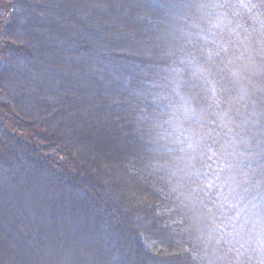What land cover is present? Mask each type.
Instances as JSON below:
<instances>
[{
  "label": "trees",
  "instance_id": "1",
  "mask_svg": "<svg viewBox=\"0 0 264 264\" xmlns=\"http://www.w3.org/2000/svg\"><path fill=\"white\" fill-rule=\"evenodd\" d=\"M0 175L82 238L2 212L0 264H264V0H0Z\"/></svg>",
  "mask_w": 264,
  "mask_h": 264
},
{
  "label": "rangeland",
  "instance_id": "2",
  "mask_svg": "<svg viewBox=\"0 0 264 264\" xmlns=\"http://www.w3.org/2000/svg\"><path fill=\"white\" fill-rule=\"evenodd\" d=\"M44 56V58L46 59L58 60L64 63H66L67 61H69V63L75 61L72 57H68L67 55L57 56L52 52L46 53ZM79 59H82L91 65H102V62H98V58L94 54L91 56H80L78 57V60ZM95 133V135L100 134L99 131H95ZM95 135L93 133L91 134L85 132V134H83L82 136L92 138ZM10 182L11 181H9V179L0 177L1 214H3L2 212L17 214L18 209L20 208L24 212H26L28 216H30L34 209L40 211H43L45 209L47 210V212L43 211L42 217L48 218L50 216V211H52L55 215L57 214V219L53 221L57 222L62 230L67 225V230L71 228L72 224L70 223L75 219L73 215L70 214V210H72L71 202L68 199L63 198L59 194L53 195L52 189L48 188V184L46 182L44 183L38 178L33 179L29 177H23L18 187H14V185H12V183ZM78 205H80V203ZM75 210H77V207L75 208ZM43 222L44 224H48V221L46 222L45 220H43ZM58 233H60V231H58ZM68 235L72 236L74 243H77L79 242L78 240L82 239L80 238L81 234L78 233L77 228L73 230L70 229ZM1 242L3 244H6L8 242V239H4L1 237L0 243Z\"/></svg>",
  "mask_w": 264,
  "mask_h": 264
},
{
  "label": "clouds",
  "instance_id": "3",
  "mask_svg": "<svg viewBox=\"0 0 264 264\" xmlns=\"http://www.w3.org/2000/svg\"><path fill=\"white\" fill-rule=\"evenodd\" d=\"M175 103L178 106V111L176 112V119L179 123V127L176 129L182 137V142H191L200 139V134L194 127L199 121V116L195 109L192 108L191 102L177 93L175 98Z\"/></svg>",
  "mask_w": 264,
  "mask_h": 264
},
{
  "label": "snow or ice",
  "instance_id": "4",
  "mask_svg": "<svg viewBox=\"0 0 264 264\" xmlns=\"http://www.w3.org/2000/svg\"><path fill=\"white\" fill-rule=\"evenodd\" d=\"M220 50L226 52V49H224L222 46H220ZM219 54H220L219 51H217V52L215 53V55H219ZM211 58H212V54H211V53H208V59L210 60ZM202 71H203V69L197 68V73H202ZM231 75L235 78V80H236L237 82H239V80H240L241 77H240L236 72H232ZM241 92L246 93V89H244V88L242 87V88H241ZM213 95H214V99H215V93H213ZM215 103H216V106H217V107L220 105V101H219L218 99H215Z\"/></svg>",
  "mask_w": 264,
  "mask_h": 264
}]
</instances>
